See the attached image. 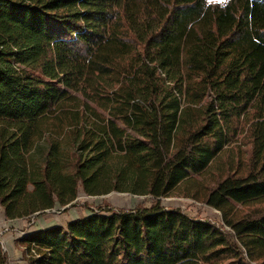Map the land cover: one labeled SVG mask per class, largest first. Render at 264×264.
I'll list each match as a JSON object with an SVG mask.
<instances>
[{"label":"trees","instance_id":"obj_1","mask_svg":"<svg viewBox=\"0 0 264 264\" xmlns=\"http://www.w3.org/2000/svg\"><path fill=\"white\" fill-rule=\"evenodd\" d=\"M113 191L151 202L29 231L28 264H264V0H0L6 217Z\"/></svg>","mask_w":264,"mask_h":264},{"label":"rangeland","instance_id":"obj_2","mask_svg":"<svg viewBox=\"0 0 264 264\" xmlns=\"http://www.w3.org/2000/svg\"><path fill=\"white\" fill-rule=\"evenodd\" d=\"M226 1L227 0H208V2L210 3H224ZM243 136L244 134L242 132V134H240L239 136V140L233 142L229 146L230 149L222 156L220 160V167L222 169L231 168L230 165H226V164L232 158L236 159L235 162L236 165L237 161H239L237 157L242 152L245 153L247 151L248 149L247 142L246 140L243 139ZM213 171L216 173L219 172L218 167H215ZM150 202L151 200L146 196L134 195L131 193H122L118 191H113L111 193L100 196H88L84 193H80V195L77 197V200L68 208L63 210H58L57 212L50 211L39 214L34 218V223L32 225H30L31 220L24 222L23 225H25L24 228L27 229L34 227L37 222H39V224L42 226L55 224V223L66 224L68 221L77 217L84 216L92 210H98L102 208L130 209L136 207L137 205H142V204L149 205ZM161 202L162 205L166 206L167 208L180 207L190 216L209 219L216 223L224 224L222 213L219 210L206 203L198 202L192 198H188L184 196L162 197ZM7 232L13 234L12 231H7ZM16 244L19 247L20 251L23 253L24 250L18 244L17 239H16ZM24 253L22 259L26 260L28 264V261L26 259L28 257ZM256 263H260V260H257Z\"/></svg>","mask_w":264,"mask_h":264},{"label":"crops","instance_id":"obj_3","mask_svg":"<svg viewBox=\"0 0 264 264\" xmlns=\"http://www.w3.org/2000/svg\"><path fill=\"white\" fill-rule=\"evenodd\" d=\"M27 222L26 219H9L5 215L4 209L0 206V226H15L23 227V223ZM18 224V225H17ZM17 225V226H16ZM53 224L42 226L37 222L34 227H31L29 231L35 230L42 227L51 226ZM10 232H5L0 238L4 243V249L6 250L9 257V264H27L26 260L22 259L21 251L16 244V236Z\"/></svg>","mask_w":264,"mask_h":264},{"label":"built area","instance_id":"obj_4","mask_svg":"<svg viewBox=\"0 0 264 264\" xmlns=\"http://www.w3.org/2000/svg\"><path fill=\"white\" fill-rule=\"evenodd\" d=\"M77 200V199H76ZM65 206H59V207H54V208H50V209H46L44 212H57L58 210H63ZM39 214V212L37 213H34L30 216H27V217H24L22 219H26L27 221L31 220L30 222V225H32L34 223V218ZM25 226V225H24ZM23 227H15V226H0V237L7 231H12L15 235H16V239H20L22 237H24L28 232H29V229L30 228H24ZM0 241L4 247V243L3 241L1 240L0 238ZM20 247L24 250L23 253L27 256V257H30V256H36V252L34 249H32V252H28L27 248L25 246H21ZM23 253L21 252V257L23 258ZM38 256V255H37Z\"/></svg>","mask_w":264,"mask_h":264},{"label":"water","instance_id":"obj_5","mask_svg":"<svg viewBox=\"0 0 264 264\" xmlns=\"http://www.w3.org/2000/svg\"><path fill=\"white\" fill-rule=\"evenodd\" d=\"M69 206L70 205H67L66 207H64V209L68 208ZM229 229H231V228H229ZM237 237H238V239L242 240L238 234H237Z\"/></svg>","mask_w":264,"mask_h":264}]
</instances>
